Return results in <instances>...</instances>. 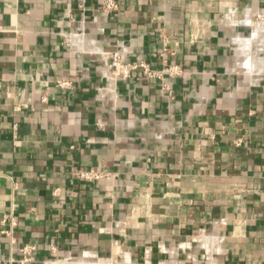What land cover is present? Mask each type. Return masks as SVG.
I'll use <instances>...</instances> for the list:
<instances>
[{"label":"crops","instance_id":"obj_1","mask_svg":"<svg viewBox=\"0 0 264 264\" xmlns=\"http://www.w3.org/2000/svg\"><path fill=\"white\" fill-rule=\"evenodd\" d=\"M116 1L0 0V264H264V0Z\"/></svg>","mask_w":264,"mask_h":264},{"label":"built area","instance_id":"obj_2","mask_svg":"<svg viewBox=\"0 0 264 264\" xmlns=\"http://www.w3.org/2000/svg\"><path fill=\"white\" fill-rule=\"evenodd\" d=\"M102 8L107 12L116 11L118 8V3L116 0H102ZM173 50L169 47L166 42H163L159 50V58L161 62V66L159 68H153L149 63L144 60H124L118 52H112L110 54L111 58V67L112 73L114 76L119 77L121 79H126L131 77L134 72H141V74L146 79H157L160 81L161 87L166 90V84L164 82L165 77H173L180 75L182 73V68L176 64L171 62V56H173ZM55 84L60 88H68L70 87V81L64 78L57 79ZM74 175L83 181H93L98 180L106 176L105 173L95 170L94 168L87 169H77L74 171ZM5 233H10L9 231H4ZM32 246H24L21 251L23 257L22 261L28 259V255L30 254V250Z\"/></svg>","mask_w":264,"mask_h":264}]
</instances>
